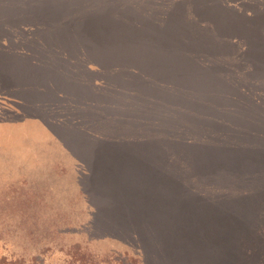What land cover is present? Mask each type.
Returning <instances> with one entry per match:
<instances>
[{"label": "rangeland", "instance_id": "rangeland-1", "mask_svg": "<svg viewBox=\"0 0 264 264\" xmlns=\"http://www.w3.org/2000/svg\"><path fill=\"white\" fill-rule=\"evenodd\" d=\"M15 187L0 262L264 264V0H0Z\"/></svg>", "mask_w": 264, "mask_h": 264}, {"label": "trees", "instance_id": "trees-1", "mask_svg": "<svg viewBox=\"0 0 264 264\" xmlns=\"http://www.w3.org/2000/svg\"><path fill=\"white\" fill-rule=\"evenodd\" d=\"M11 189V188H10ZM6 192H0V205H42L41 192L30 191V188L20 189L15 187ZM11 264H16L15 260ZM0 264H7L0 262Z\"/></svg>", "mask_w": 264, "mask_h": 264}]
</instances>
